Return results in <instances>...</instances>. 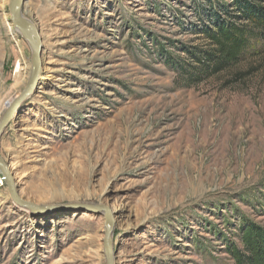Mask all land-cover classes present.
<instances>
[{
  "label": "rangeland",
  "instance_id": "1",
  "mask_svg": "<svg viewBox=\"0 0 264 264\" xmlns=\"http://www.w3.org/2000/svg\"><path fill=\"white\" fill-rule=\"evenodd\" d=\"M232 2H26L42 74L0 155L40 209L0 186V264H107L105 216L73 204L111 207L115 264H235L228 245L243 223L264 225V36L217 74L190 86L180 75ZM9 5L0 0V120L32 71Z\"/></svg>",
  "mask_w": 264,
  "mask_h": 264
},
{
  "label": "trees",
  "instance_id": "2",
  "mask_svg": "<svg viewBox=\"0 0 264 264\" xmlns=\"http://www.w3.org/2000/svg\"><path fill=\"white\" fill-rule=\"evenodd\" d=\"M232 6L235 12L225 9L226 18L203 29L210 47L188 51L192 61L180 69L186 86L238 64L250 39L264 36V0H233ZM228 250L235 264H264V225L243 223L240 244L230 243Z\"/></svg>",
  "mask_w": 264,
  "mask_h": 264
},
{
  "label": "water",
  "instance_id": "3",
  "mask_svg": "<svg viewBox=\"0 0 264 264\" xmlns=\"http://www.w3.org/2000/svg\"><path fill=\"white\" fill-rule=\"evenodd\" d=\"M27 1L28 0H10V21L15 26L17 32L33 47L32 71L25 87L8 104V107L0 120V142L5 129L19 111L22 104L27 101L37 89L42 74L43 39L36 24L24 15L25 4ZM0 173L4 178L11 197L18 205L33 211L40 209L39 205L24 199L20 195L10 165L1 155ZM72 207L75 209L88 210L90 212L103 214L105 216L107 223L104 233L106 263L115 264L114 228L116 220L111 207L105 204H73Z\"/></svg>",
  "mask_w": 264,
  "mask_h": 264
},
{
  "label": "built area",
  "instance_id": "4",
  "mask_svg": "<svg viewBox=\"0 0 264 264\" xmlns=\"http://www.w3.org/2000/svg\"><path fill=\"white\" fill-rule=\"evenodd\" d=\"M4 178L2 176V174H0V186L4 185Z\"/></svg>",
  "mask_w": 264,
  "mask_h": 264
},
{
  "label": "bare ground",
  "instance_id": "5",
  "mask_svg": "<svg viewBox=\"0 0 264 264\" xmlns=\"http://www.w3.org/2000/svg\"><path fill=\"white\" fill-rule=\"evenodd\" d=\"M17 31V30H16Z\"/></svg>",
  "mask_w": 264,
  "mask_h": 264
}]
</instances>
